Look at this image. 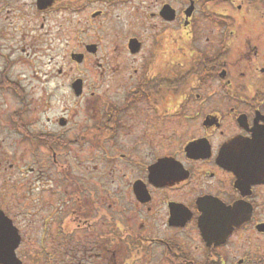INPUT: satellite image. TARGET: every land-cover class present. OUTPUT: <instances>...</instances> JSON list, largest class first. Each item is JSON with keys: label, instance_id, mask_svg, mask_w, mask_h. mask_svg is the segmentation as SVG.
<instances>
[{"label": "flooded vegetation", "instance_id": "obj_1", "mask_svg": "<svg viewBox=\"0 0 264 264\" xmlns=\"http://www.w3.org/2000/svg\"><path fill=\"white\" fill-rule=\"evenodd\" d=\"M1 1L0 264H264V0ZM98 3L150 33L30 75L32 43L62 52L56 13Z\"/></svg>", "mask_w": 264, "mask_h": 264}, {"label": "rangeland", "instance_id": "obj_2", "mask_svg": "<svg viewBox=\"0 0 264 264\" xmlns=\"http://www.w3.org/2000/svg\"><path fill=\"white\" fill-rule=\"evenodd\" d=\"M66 4H70V0H66ZM73 2V0H72ZM118 3L115 2L113 4ZM4 4L3 1L0 0V7ZM121 5V4H120ZM3 7V6H2ZM108 7V5L106 3H98V4H94L92 5V7L87 8V12H92V10L95 9H102L104 8V12H106V8ZM4 9L2 10V8H0V15H6V11L7 8L5 9V7H3ZM110 11V12H109ZM146 11H148L147 9H143V15L140 13V15H135L134 12H128L124 15V12L121 11V9H116L115 8H107V13L104 14V18H103V22H104V29H99L102 24L100 20H97V23H95L92 28H90L88 26V22H89V18H88V13L84 12L82 14L79 15H69V11L63 10L61 17H60V13H56V17H53L51 19L50 23V27L53 26V23H58L59 24V29H60V35H61V43H56V49L60 50L62 52H60L61 54H58V57L54 56L53 52L50 50H47L48 52L46 53V55L44 56V52L39 50L38 45L32 43L31 45V50L29 51L28 48H26V52L24 53L26 55L30 54L25 60L27 61L26 66L29 68V73L30 75H34V72H36L37 75H43L45 73L50 74L51 70H56L57 67L59 65H63V70L64 73H66L68 71L69 68V64L67 61V59H69L68 57V53L69 52H79L81 51V46L80 44L82 42L85 43H98L100 45V53L98 57H102L103 55L108 56V54L110 56H114L115 54V50L114 48H119L118 45L119 42L114 38V35H109L110 31V27H128V25L130 26L131 23L133 25L138 24V28H134L132 30H130L129 34H140L146 38L147 34L150 33V27L152 26V19L149 18L148 15H146ZM109 12V13H108ZM149 12V11H148ZM30 18L28 19V17L25 18V20H32V25H34L36 28V31L38 30L40 21L37 20L38 17H40L38 14L36 16L32 15L33 11L30 12ZM86 15V16H85ZM116 15H120V17L118 19L115 18ZM55 16V15H52ZM51 16V17H52ZM35 17V18H34ZM1 19H3V17H1ZM75 31V35L73 38V35H71V30ZM58 29V27L54 28V31H56ZM109 29V30H108ZM52 30V27H51ZM62 33V34H61ZM73 38V39H72ZM76 39L78 40V47L76 46ZM115 51V52H114ZM24 56V55H23ZM54 57H56L55 59L52 60V63L50 64V60ZM63 58V60L61 59ZM29 64V66H28ZM44 64H47V67L43 66ZM54 64H56V67L54 66ZM46 70H48V72H46ZM34 86L39 85V83L35 80H32ZM54 102V99H53ZM192 237V235H191ZM193 239V238H192ZM191 243L192 248L195 246H199L197 239L194 238ZM189 242V243H190ZM243 245L242 248H240V246ZM234 247H230V245L228 246L227 250L228 251H233ZM241 249L240 254L246 252V250H248V243L247 242H243V240H241V243L238 244V250ZM239 253V252H238Z\"/></svg>", "mask_w": 264, "mask_h": 264}, {"label": "water", "instance_id": "obj_3", "mask_svg": "<svg viewBox=\"0 0 264 264\" xmlns=\"http://www.w3.org/2000/svg\"><path fill=\"white\" fill-rule=\"evenodd\" d=\"M51 2H52V0H36V4H37V7H38L39 10H42V9L50 6ZM130 49H132L133 53L137 51L138 45L136 44V41H131L130 42ZM87 50L89 52H93L94 51V47L90 46V47L87 48ZM72 58L74 60H76V61H80L82 59V56L81 55H74V56H72ZM77 84H79V81H78ZM211 226H212V228L216 227V225H211ZM211 226L210 225H206V226H204V228L201 227L203 240L206 242V244L209 246L212 243L214 245H219V244L224 243V241L226 240V238H225L226 237V232H222V231H218V230L210 231L209 229H210ZM209 237H212V238H209Z\"/></svg>", "mask_w": 264, "mask_h": 264}, {"label": "snow or ice", "instance_id": "obj_4", "mask_svg": "<svg viewBox=\"0 0 264 264\" xmlns=\"http://www.w3.org/2000/svg\"><path fill=\"white\" fill-rule=\"evenodd\" d=\"M6 225L3 222H0V233H3L5 230Z\"/></svg>", "mask_w": 264, "mask_h": 264}]
</instances>
